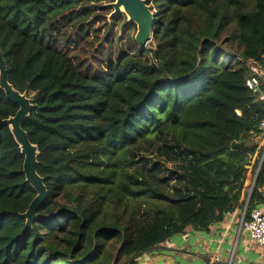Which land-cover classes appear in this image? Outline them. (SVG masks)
<instances>
[{
  "label": "trees",
  "instance_id": "1",
  "mask_svg": "<svg viewBox=\"0 0 264 264\" xmlns=\"http://www.w3.org/2000/svg\"><path fill=\"white\" fill-rule=\"evenodd\" d=\"M91 1L0 0L6 76L31 99L22 128L47 189L26 224L36 191L0 123V264H133L264 201V102L246 81L249 64L264 71V0H147L152 40L138 46L129 23L126 49L100 48L98 65L72 51L96 33ZM17 109L0 88V118ZM152 142L181 160L170 178L130 167Z\"/></svg>",
  "mask_w": 264,
  "mask_h": 264
},
{
  "label": "crops",
  "instance_id": "2",
  "mask_svg": "<svg viewBox=\"0 0 264 264\" xmlns=\"http://www.w3.org/2000/svg\"><path fill=\"white\" fill-rule=\"evenodd\" d=\"M259 141L264 143V137ZM261 192L264 197V184ZM244 207L228 212L207 230L190 226L184 233L172 235L141 252L133 264H264V245L256 243L247 232L239 231ZM257 207L264 210V201Z\"/></svg>",
  "mask_w": 264,
  "mask_h": 264
},
{
  "label": "water",
  "instance_id": "3",
  "mask_svg": "<svg viewBox=\"0 0 264 264\" xmlns=\"http://www.w3.org/2000/svg\"><path fill=\"white\" fill-rule=\"evenodd\" d=\"M108 6L112 8L110 16L123 12L126 16V22L135 25L136 32L134 40L137 42L138 46H145L152 40L157 23L155 22L153 10L150 9L147 0H113L108 3ZM0 88L3 89L7 98L18 106L14 115L7 118H0V123L8 125L14 140L18 144L20 153L23 155L22 170L25 175V181L36 191V195L29 203L27 209L21 214V216L25 218L26 224H31L36 219L35 210L37 206L46 198L47 189L43 183V178L36 171L38 155L37 145L29 140L27 132L22 128V121L29 114L31 99L27 96L26 92H20L15 89L7 80L6 66L1 50ZM247 202L248 198L245 203V210L247 208Z\"/></svg>",
  "mask_w": 264,
  "mask_h": 264
},
{
  "label": "rangeland",
  "instance_id": "4",
  "mask_svg": "<svg viewBox=\"0 0 264 264\" xmlns=\"http://www.w3.org/2000/svg\"><path fill=\"white\" fill-rule=\"evenodd\" d=\"M112 1L100 0L89 3L90 14L87 16V25L96 30V33H91L89 38L85 39L88 41L80 42L72 49L78 57L91 59L96 65L102 64L105 59V52H98L100 48L101 50L105 48V51L108 52L107 48L110 47L114 55L118 48L126 49L125 39L134 33V26L126 23V16L123 12L110 16L112 8L108 6V3ZM105 38L111 40V43L105 42ZM144 144L142 150L134 157L135 163L130 167H134L145 176L158 181L165 177L170 178L171 175L178 172L177 164L181 161L179 158L174 159L172 154L159 155L153 142ZM167 184H172V181L168 179Z\"/></svg>",
  "mask_w": 264,
  "mask_h": 264
},
{
  "label": "built area",
  "instance_id": "5",
  "mask_svg": "<svg viewBox=\"0 0 264 264\" xmlns=\"http://www.w3.org/2000/svg\"><path fill=\"white\" fill-rule=\"evenodd\" d=\"M249 70L250 74L246 81L251 95L254 99L264 102V71L256 64H249ZM258 128L264 131V119L260 121ZM239 231L247 232L256 243L264 245V210L254 207L249 211L248 216L244 213L239 223Z\"/></svg>",
  "mask_w": 264,
  "mask_h": 264
}]
</instances>
